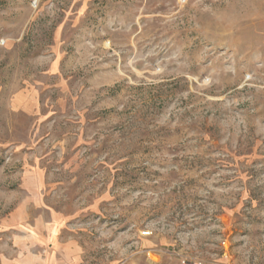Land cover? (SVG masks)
<instances>
[{"label": "rangeland", "instance_id": "obj_1", "mask_svg": "<svg viewBox=\"0 0 264 264\" xmlns=\"http://www.w3.org/2000/svg\"><path fill=\"white\" fill-rule=\"evenodd\" d=\"M41 221L85 264H264V0H0V264Z\"/></svg>", "mask_w": 264, "mask_h": 264}, {"label": "crops", "instance_id": "obj_2", "mask_svg": "<svg viewBox=\"0 0 264 264\" xmlns=\"http://www.w3.org/2000/svg\"><path fill=\"white\" fill-rule=\"evenodd\" d=\"M55 225L51 221H41L35 226L41 229V233L39 234V242L35 245L40 251H37L34 256V264H85L84 257L80 256L76 242H61L54 238V233L50 231L49 227ZM2 259L4 258L2 257ZM26 261L29 264L32 259Z\"/></svg>", "mask_w": 264, "mask_h": 264}]
</instances>
